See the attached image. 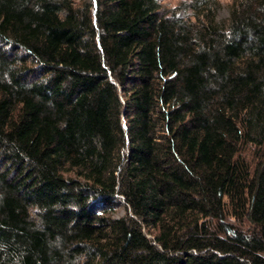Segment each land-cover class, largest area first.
<instances>
[{
  "label": "trees",
  "instance_id": "trees-1",
  "mask_svg": "<svg viewBox=\"0 0 264 264\" xmlns=\"http://www.w3.org/2000/svg\"><path fill=\"white\" fill-rule=\"evenodd\" d=\"M220 6L0 0V264H264V0Z\"/></svg>",
  "mask_w": 264,
  "mask_h": 264
},
{
  "label": "rangeland",
  "instance_id": "rangeland-1",
  "mask_svg": "<svg viewBox=\"0 0 264 264\" xmlns=\"http://www.w3.org/2000/svg\"><path fill=\"white\" fill-rule=\"evenodd\" d=\"M161 6L164 10H179L182 11V6H185L189 3V0H159ZM228 1L221 0V6L217 14V20L221 21L227 18L228 16ZM118 215L123 214V210L120 209L117 213Z\"/></svg>",
  "mask_w": 264,
  "mask_h": 264
}]
</instances>
